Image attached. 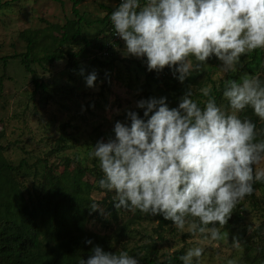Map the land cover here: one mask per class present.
Listing matches in <instances>:
<instances>
[{"label":"trees","instance_id":"obj_1","mask_svg":"<svg viewBox=\"0 0 264 264\" xmlns=\"http://www.w3.org/2000/svg\"><path fill=\"white\" fill-rule=\"evenodd\" d=\"M79 3L80 0L73 2V28L69 23V26L62 27L64 29L55 48L50 49L27 39L23 52L0 57L3 69L9 59H17L31 75L34 92L51 96L48 95L49 86L39 81L34 65L46 70L56 62L66 61L70 69L86 76L96 72L95 65L112 66L123 38L110 51L108 58L99 56L110 39L112 7L106 9L102 19L89 21L79 13ZM151 3L139 4L130 15H126L123 32L129 42L141 46L145 52L155 51L157 56L164 57L161 70L154 69L150 61H135L144 78L139 87L141 102L130 112L122 129L114 133L115 144L111 151L100 155L99 143L93 139L87 145L89 152L91 149L97 152L91 158V165L68 158L59 161L66 167L76 163L77 170L95 179L96 185H92L91 191L103 189L106 193L101 203L109 216L99 210L98 203L87 189L74 188L65 183L47 159L42 160V165H28L24 160L12 165L4 157V148L0 144V264H127L129 256L135 259L129 264H197L185 261L182 250L161 261L155 240L144 243L137 250L126 247L119 239L128 229L126 224H121L113 234L105 235L87 228L91 221L111 228V221L117 224L119 210L130 211L133 207L129 198L112 196L109 187L113 179H120L123 185H132V194L136 199L132 215L134 220L153 219L161 229L193 214L197 230L235 225L233 217L225 214L224 203L215 185L207 179V171L210 163L215 162L214 153H218L220 169H223L226 158L227 164L240 161L242 167L252 171L248 150L257 144L261 149L264 147V119L260 120L259 116L264 98L263 69L262 76L255 74L257 77L251 87H259L254 94L261 92L260 97L252 96L249 91L237 119L221 114L220 107L234 92L236 77H229L230 73L222 81L212 80L207 69L217 58L215 48L189 49L172 54L157 49L164 37L150 31L141 20L145 7ZM166 10L169 8L166 7ZM258 10L260 7L256 4L247 12L254 15ZM95 24L100 25L101 35L99 41L92 45L85 36L83 25L89 28ZM66 44H75L79 48L74 51ZM90 52L94 54L93 58L87 65L82 64ZM259 56L261 54L256 56V52L251 54L249 65ZM185 60L196 63V68L180 72V64ZM249 73L253 74L251 70ZM104 87L105 83L101 88ZM99 94L102 96V92ZM66 127H60V134L52 145L55 155L70 148ZM220 145L223 149L219 153L217 148ZM125 152L143 167L145 162L151 164L156 171L152 177L157 175L160 179L158 194L145 188L144 168L143 176L132 169L124 170L121 159ZM47 157H51L50 154ZM32 170L34 176L27 185V179L26 183L23 182L21 174L27 172L28 176ZM120 175L122 178H119ZM261 189L264 190V175L241 187L246 199ZM230 195L234 196L233 193ZM240 209L242 205H239L236 216ZM261 251L264 255V247Z\"/></svg>","mask_w":264,"mask_h":264},{"label":"rangeland","instance_id":"obj_2","mask_svg":"<svg viewBox=\"0 0 264 264\" xmlns=\"http://www.w3.org/2000/svg\"><path fill=\"white\" fill-rule=\"evenodd\" d=\"M74 1L0 0V57L23 52L27 39L50 49L55 48L63 32L62 27L74 26ZM114 3L115 0H80L77 9L89 21H96L102 19L106 9L113 7ZM256 4L260 10L251 15L247 9ZM141 20L150 31L164 37L157 46L163 53H183L189 49L204 50L208 47L218 51L215 62L207 70L215 81L224 80L230 73L229 77H236L234 92L227 97L219 112L237 119L247 93L254 94L259 90V87L251 89L257 77L255 74L262 76L261 69L264 72V0H157L145 7ZM83 31L92 45L99 41L100 25L89 28L83 25ZM122 38L124 41L115 54L113 65H95L96 72L89 76L77 74L66 61L56 62L46 70L34 65L39 81L49 86L48 95L51 96L34 92L31 75L17 59H9L5 69L0 63V144L4 148V157L12 165L22 160L28 165H42V160L47 159L65 183L74 188L87 189L105 216L109 214L101 201L106 193L103 189L91 191L92 185H96L95 179L77 170L76 163L66 167L59 161L68 158L91 165V158L97 152L94 149L89 152L87 145L93 139L99 143L100 155L111 151L115 144L114 133L122 129L130 112L141 102L139 87L144 78L135 61H150L154 69L161 70L164 57L157 56L155 51L145 52L141 46L132 44L124 32ZM68 45L74 51L79 48L75 44L65 46ZM255 52L256 56H261L249 65L251 54ZM93 55L90 52L82 64L87 65ZM195 68L196 63L185 60L179 70L183 73ZM250 70L253 74L249 73ZM104 83L105 87L101 88ZM253 94L258 98L261 92ZM259 116L260 120L264 119V98ZM62 125L67 126L65 131L69 135L70 148L55 155L52 145ZM220 146L217 148L219 153L223 149V145ZM49 154L51 157H47ZM130 155L128 152L123 154L124 170L132 169L143 176L144 168L145 188L158 194L160 179L157 175L152 177L156 172L154 168L149 162L141 166ZM248 155L252 171L242 167L240 161L229 165L226 158L223 169H220L218 153L212 155L215 162L210 163L207 171V179L215 185L224 203L225 214L234 219L233 227L197 230L193 214L161 229L153 219L134 220L132 215L136 199L132 194V185H123L120 179H113L109 187L112 196L129 198L133 207L130 211L119 210L117 224L111 221V228L92 221L87 228L105 235L113 234L121 224H126L128 229L119 237L121 242L137 250L144 243L155 240L161 261L182 250L185 261L197 264H264L261 251L264 247V190L255 191L248 199L241 191V187L264 175V147L261 149L258 144L254 145L248 150ZM33 171L28 176L27 172L21 174L23 182L26 183L27 179V185L34 176ZM239 205L242 209L236 216ZM118 250L123 255L122 250ZM128 258L127 264L135 261L131 256Z\"/></svg>","mask_w":264,"mask_h":264},{"label":"built area","instance_id":"obj_3","mask_svg":"<svg viewBox=\"0 0 264 264\" xmlns=\"http://www.w3.org/2000/svg\"><path fill=\"white\" fill-rule=\"evenodd\" d=\"M152 0H116L111 11L109 21L110 39L105 43L103 49L99 53L102 58H108L110 51L115 49L117 44L123 37L124 21L126 15L138 7L139 4L151 3Z\"/></svg>","mask_w":264,"mask_h":264}]
</instances>
